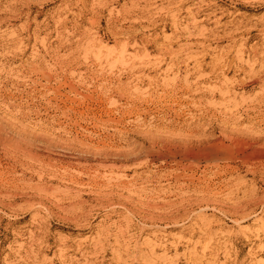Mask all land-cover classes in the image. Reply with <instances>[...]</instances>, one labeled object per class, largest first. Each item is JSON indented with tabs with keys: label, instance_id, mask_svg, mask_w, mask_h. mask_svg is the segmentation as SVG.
Instances as JSON below:
<instances>
[{
	"label": "rangeland",
	"instance_id": "374dc122",
	"mask_svg": "<svg viewBox=\"0 0 264 264\" xmlns=\"http://www.w3.org/2000/svg\"><path fill=\"white\" fill-rule=\"evenodd\" d=\"M1 131L0 264H264V0H0Z\"/></svg>",
	"mask_w": 264,
	"mask_h": 264
},
{
	"label": "bare ground",
	"instance_id": "6f19581e",
	"mask_svg": "<svg viewBox=\"0 0 264 264\" xmlns=\"http://www.w3.org/2000/svg\"><path fill=\"white\" fill-rule=\"evenodd\" d=\"M5 131H6V129H5ZM4 132V131H3ZM6 133V132H5ZM4 134V133H3ZM26 134V133H25ZM223 134V133H222ZM17 136V135H16ZM180 137V136H179ZM20 138V137H19ZM40 138H41V136H40ZM42 138H44V137H42ZM234 138V137H233ZM242 138V137H241ZM9 139H11V138H9ZM7 137H4L3 135H2V131H1V133H0V146L1 145H4V147L3 148H6V149H10V148H8V147H10V146H13V142L12 141H15V140H13L12 139V141L11 140H9ZM27 139V138H26ZM170 138L168 137V140H169ZM173 139V138H172ZM21 140V139H20ZM33 140V139H32ZM31 140V141H32ZM39 141H40V139H38ZM171 140V139H170ZM175 140V139H174ZM231 140V139H230ZM234 140V139H233ZM18 141H19V139H18ZM18 141H15V142H18ZM23 141V140H22ZM220 141V140H219ZM234 141H238V142H240L241 140L239 139V138H236ZM28 142V141H27ZM26 142V143H27ZM30 142V141H29ZM35 142V141H34ZM193 142V141H192ZM210 142V141H209ZM38 143H40V142H38ZM52 143V142H51ZM161 143V142H160ZM171 143V142H170ZM183 143H185V142H183ZM189 143V142H188ZM200 143H202V142H200ZM208 143V142H207ZM233 143V142H232ZM18 143H16L15 144V146H13L12 147V149L14 148V150L13 151H11L12 153H11V155L10 156H12L13 158H17V157H19V156H21V155H24V156H26L27 158L29 157V158H32V160L33 159H37L39 156L36 154V152H34L33 150V148L32 147H34L33 146V144L32 143H29V144H27V145H24V146H22V145H17ZM41 144V143H40ZM162 144H164V143H162ZM193 144V143H192ZM204 144V143H203ZM217 144V143H216ZM32 145V146H31ZM35 145V144H34ZM43 145V144H42ZM190 145V144H189ZM199 145V144H198ZM210 145V144H209ZM213 145V144H212ZM227 145V144H226ZM168 146V145H167ZM179 146V145H178ZM44 147H46V146H44ZM51 147V146H50ZM53 147V146H52ZM166 146H164V148H165ZM185 147V146H184ZM219 147V146H218ZM249 147V146H248ZM35 148H36V146H35ZM47 148V147H46ZM45 148V149H46ZM48 148H49V146H48ZM47 148V150H50V149H48ZM163 148V147H162ZM167 148V147H166ZM169 148L171 149V150H173V149H175V146L174 145H171V146H169ZM180 148V147H179ZM193 149H194V147H192ZM192 148H191V150H192ZM223 148L224 149H221V148H219V149H221L222 151H224L225 149H227L226 148V146L225 145H223ZM5 149V151H7ZM37 149V148H36ZM39 149V148H38ZM168 149V148H167ZM181 149V148H180ZM215 149H218V148H215ZM214 149V150H215ZM40 150H41V148H40ZM43 150V149H42ZM212 150H213V148H212ZM211 150V151H212ZM10 151V150H9ZM170 151V150H169ZM180 151V150H179ZM184 151V150H183ZM199 151V150H198ZM218 151V150H217ZM225 151H227V150H225ZM195 152V151H194ZM206 152V151H205ZM205 152H203V153H205ZM215 152V151H214ZM6 153V152H5ZM4 153V154H5ZM41 153V152H40ZM43 153V152H42ZM219 153H221V152H219ZM40 156H41V154H39ZM44 155V154H43ZM192 155H193V153H192ZM197 155V154H196ZM212 155V154H211ZM6 156V155H5ZM23 157V156H22ZM21 157V158H22ZM26 157H25V159H26ZM42 157V156H41ZM209 157V156H208ZM207 157V158H208ZM217 157H219V158H222L221 157V155H219V154H216L215 155V157H212L213 159L212 160H216V159H218ZM7 158V157H6ZM210 158V160H211V157H209ZM23 159H24V157H23ZM39 159V158H38ZM40 159H42V158H40ZM190 159H192V158H190ZM13 161H14V159H12ZM42 160H44V159H42ZM41 160V161H42ZM198 160V159H197ZM37 161H40V160H37ZM47 161V160H46ZM61 161V160H60ZM204 161V160H203ZM23 162V161H22ZM21 162V163H22ZM45 162V161H44ZM63 162V161H62ZM75 162V161H74ZM52 163V162H51ZM70 163V162H69ZM72 163V162H71ZM79 163V162H78ZM209 163V162H208ZM50 164V163H49ZM214 164H215V162H214ZM213 164V165H214ZM23 165V164H22ZM26 165V164H25ZM30 165V164H29ZM51 166H52V164H50ZM210 165H212V164H210ZM70 166V165H69ZM73 166V165H72ZM71 166V167H72ZM27 167V166H26ZM64 167V166H63ZM53 169V168H52Z\"/></svg>",
	"mask_w": 264,
	"mask_h": 264
}]
</instances>
